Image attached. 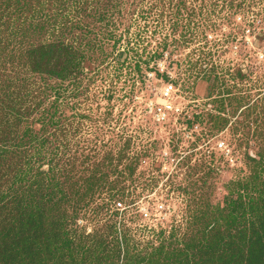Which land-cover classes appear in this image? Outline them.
Listing matches in <instances>:
<instances>
[{"label": "rangeland", "instance_id": "rangeland-1", "mask_svg": "<svg viewBox=\"0 0 264 264\" xmlns=\"http://www.w3.org/2000/svg\"><path fill=\"white\" fill-rule=\"evenodd\" d=\"M263 181L264 0H0V264H238Z\"/></svg>", "mask_w": 264, "mask_h": 264}, {"label": "trees", "instance_id": "trees-1", "mask_svg": "<svg viewBox=\"0 0 264 264\" xmlns=\"http://www.w3.org/2000/svg\"><path fill=\"white\" fill-rule=\"evenodd\" d=\"M243 12V11H242ZM235 14V13H234ZM166 49L167 47H163ZM157 54V53H156ZM56 53H51L50 56L44 59V62L47 63V65H50L55 57ZM160 58L161 55H158ZM56 67L51 69L50 71H55ZM238 79H242L241 75L237 76ZM229 92L226 91V95H228ZM8 136H11L13 140L17 141H24V139L27 137L24 134H13L11 131H8V134L5 135L6 139ZM30 142V141H29ZM264 182V181H263ZM11 191H14V187L10 186ZM55 192H53L54 195ZM9 194H7L8 196ZM55 196V195H54ZM1 201H0V208L3 210H6L8 214L6 217L2 219V223L7 225V222L9 219L7 217L12 214V212L19 207V204L22 200L17 201V197L11 201L4 200L6 198L5 190L1 192ZM19 199V198H18ZM40 204H37L36 207L39 208ZM240 209L242 210V213L240 214L242 216V223L243 228L240 232V236L242 238V247H240V261L238 264H264V185H262V188L258 190L256 194L248 196V198L245 201L240 200L238 203ZM23 207L24 210H26L29 213V206H24L23 204L20 205ZM32 217V216H31ZM239 216L236 215V218L238 219ZM21 220L23 218L29 219V216L27 215H20ZM20 220V221H21ZM42 220L41 215L38 214L37 218L30 219L28 222L30 223V226H37V230L42 229ZM20 223V222H19ZM22 223V222H21ZM232 224V222H230ZM25 232V231H24ZM1 233V231H0ZM6 243H8V246H3V249L5 250V256L11 255L12 251L14 252L10 259L13 260V264H18L17 257L21 250L23 249V246L27 240L24 237H21L19 240L16 241V244H11L8 242V236L5 235ZM20 241H22V245L20 244ZM30 247L32 246V242L29 243ZM210 250H212L210 248ZM219 253V251H218ZM225 264H232L230 261H227Z\"/></svg>", "mask_w": 264, "mask_h": 264}, {"label": "built area", "instance_id": "built-area-1", "mask_svg": "<svg viewBox=\"0 0 264 264\" xmlns=\"http://www.w3.org/2000/svg\"><path fill=\"white\" fill-rule=\"evenodd\" d=\"M177 94V89L174 84H168L163 87L160 93L162 103L155 105L150 109V117L155 124L165 125L169 122L171 117L178 112L174 103V98ZM223 145L218 144V149H222Z\"/></svg>", "mask_w": 264, "mask_h": 264}]
</instances>
